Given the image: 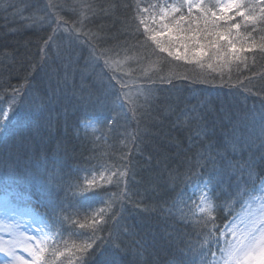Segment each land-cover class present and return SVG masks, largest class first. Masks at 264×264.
I'll list each match as a JSON object with an SVG mask.
<instances>
[{
  "label": "trees",
  "instance_id": "1",
  "mask_svg": "<svg viewBox=\"0 0 264 264\" xmlns=\"http://www.w3.org/2000/svg\"><path fill=\"white\" fill-rule=\"evenodd\" d=\"M137 3L149 9L142 14L148 18L151 6L160 0H0V110H9L13 86L27 79L31 87L17 111H27L29 101H36L42 111L39 119L14 130L6 142L0 135V197L44 218L53 237L45 253L48 264H79V246L94 226L111 215L109 207L119 212L122 203L120 222L109 220L98 235L118 234L114 242L125 251L105 245L89 264H173L190 247L215 251L216 259L209 253L207 260L218 264L219 246L205 239V214H197L188 199L197 184L194 173H201L200 184L208 175L206 169L195 166L197 158L201 153L219 152L239 167L250 153L255 158L264 152L257 139L264 111V23L245 25L241 17L219 21L217 32H224L231 23L241 27L226 33L225 40L211 37L217 45L204 48L203 56L198 47H190L188 62L154 52L155 45H135L127 26L136 15ZM245 3L256 7L257 16L264 7L262 0ZM203 4L221 15L217 2ZM182 11L187 16V10ZM151 22L146 21L159 30ZM69 32L86 36L98 49L113 50L114 66H122L114 70L130 94L152 90L151 119H132L131 113L119 108L105 111L107 119H96L97 106L87 98L103 95L98 78L82 79L80 65H72L66 56L60 59L65 49L75 47L66 38ZM52 35L57 39L45 49L44 42ZM229 39L236 49H243L236 53L245 58L243 63H225L232 55ZM42 49L52 62L46 70L32 71L41 60ZM221 74L231 77L233 85L242 81L251 91L222 86ZM205 76L209 83H193ZM169 79L171 83L162 82ZM90 120L96 121L94 128L86 126ZM125 157L135 165L131 182L120 175L125 171ZM259 174L264 176V170ZM226 179L231 182L235 176ZM85 192L91 208L85 207ZM126 193L131 200L125 198ZM167 208L172 211L165 212ZM212 215L218 226L214 240L230 214Z\"/></svg>",
  "mask_w": 264,
  "mask_h": 264
},
{
  "label": "snow or ice",
  "instance_id": "2",
  "mask_svg": "<svg viewBox=\"0 0 264 264\" xmlns=\"http://www.w3.org/2000/svg\"><path fill=\"white\" fill-rule=\"evenodd\" d=\"M264 2V0H262ZM153 8V20L159 16L158 29L150 28L147 21V16L142 15L149 11L148 8H140L136 5V15L131 24L127 27L131 32V39L135 41V45L141 48H150L155 45L153 51L158 50L160 53H167L168 56L174 57L176 60H185L191 62L189 57L191 49H199V55L203 56L206 53L204 48L217 45V40L210 39L217 36L220 40L227 39L226 33H230L232 29H240V23H231L224 32H217L215 29L219 28V21L223 20L226 23L234 21L236 17H241L245 25H255L258 21L264 23V7L260 8V15H256V7L251 4H246L245 0H227L226 4L219 9L221 15L217 16L215 11L203 4V0H182L179 4H155ZM187 9V16H185L182 9ZM197 11V15H193V10ZM234 12V15L229 13ZM179 13V16L176 14ZM167 21V22H165ZM143 25V32L141 26ZM187 25V26H185ZM167 36V39L163 37ZM142 37V39H141ZM67 40L74 48L65 49V53L61 55L60 59L64 60L65 56L72 65H80V72L82 79L89 77H97L98 82L104 89L103 95L98 96L93 100L91 95L87 98V102L93 103L97 106L98 115L97 120L107 119L103 113L107 110H115L119 108L121 111L132 114V119H151V113L154 110L150 105L153 104L152 90L139 91L132 95L125 90L123 77H118L114 70V62L112 59V49L101 50L97 45L88 39L86 36H81L73 32H69ZM57 37L52 35L44 42V48H50L56 41ZM201 40L208 41L202 44ZM231 45L229 52L232 54L230 59L225 63H243L244 57L237 55L238 51L243 49H236L232 40H227ZM135 45H129L134 47ZM181 49L184 50L181 53ZM217 54L219 48H217ZM261 51L264 52V45H261ZM211 58V57H210ZM83 62L82 65L80 62ZM52 61L48 59V52L41 50V60L37 62L32 71L46 70ZM199 63V61H196ZM65 70V78L68 76L67 63L62 65ZM204 65H201L203 67ZM207 67L212 68L211 64ZM75 70V69H74ZM236 70L239 71V63L236 64ZM52 74L56 73V69L52 68ZM182 79H189L182 77ZM215 80V77L211 78ZM222 86H238L243 87L245 91L250 92L251 89L246 87L242 81H237L236 85L232 84L231 77L225 78L223 74L220 76ZM162 82L171 83V80ZM209 83L208 77H203L193 81V83ZM31 85L25 79L21 85L13 86L12 96L9 102V110H0V135L6 142L12 135L13 131L19 128L26 127L29 123L39 119L42 111L36 101H29L25 106L27 111L18 112L17 107L22 99L25 91ZM262 110H264V103H262ZM137 113L139 115H137ZM11 117V118H10ZM260 128L257 139L260 140V147L264 148V111L261 113ZM254 143V141H252ZM143 139L140 144H143ZM246 143L248 141L246 140ZM211 148V146H209ZM139 151L143 149L138 147ZM219 158V159H218ZM124 164L125 171L120 175L127 176L131 182L135 177V165L127 157ZM220 161H225L223 153H215L211 151L201 153L197 158L196 167L204 168L208 172L206 178H203L204 195L200 197V211L205 213V219L202 225L207 235L206 242L212 240L215 245L219 246L221 264H264V176H260V170H264V152L259 157L253 158L249 154V158L240 163L239 167L231 161H225L223 165ZM211 166V167H209ZM191 171V169H189ZM197 178V187L201 182V173H194ZM235 176L234 181H229L226 177ZM259 178V185L256 184ZM7 182V177H6ZM132 195L136 193L129 188ZM127 200L131 197L125 194ZM88 193L83 194V201L86 208H91L92 204L88 203ZM101 202L102 199H101ZM205 205L207 207H205ZM236 205H239L240 210L236 211ZM149 209H145L148 211ZM111 212L110 216L104 219V223L93 227L91 235L79 246V251L82 253V259L79 264H89L90 259L95 253L102 251V247L107 245L114 247L121 252L115 240L119 239L117 234L113 237L112 233L107 236H99L100 232L105 231L104 225L109 220L119 223L124 212L123 203L120 206L119 212L112 211L111 206L108 209ZM165 212H171V208L164 209ZM227 212L229 219L224 224L223 228H219L220 236L214 238V230L218 228L213 213ZM234 213V215H232ZM104 216V212H101ZM4 222L0 221V229H3ZM12 230L15 239L10 242L9 246H5L0 242V253H3L9 260H5L3 264H48L45 259V252L48 250V241L43 235L44 229L37 227V235H31L20 231L21 224L17 223L8 226ZM17 246L23 247V250L29 254L30 260H25L19 257L15 251ZM211 253L213 259H216V252L211 249L205 250L189 248L188 253H183L182 258L176 259L173 264H209L207 257ZM55 255V253H53ZM199 258L197 261L196 258Z\"/></svg>",
  "mask_w": 264,
  "mask_h": 264
},
{
  "label": "rangeland",
  "instance_id": "3",
  "mask_svg": "<svg viewBox=\"0 0 264 264\" xmlns=\"http://www.w3.org/2000/svg\"><path fill=\"white\" fill-rule=\"evenodd\" d=\"M205 1L206 0H203V3H205ZM213 1H215V4L216 2L218 3V9L223 7L227 2V0H213ZM165 2L169 4H173V3L179 4L182 2V0H160L159 4H163ZM153 11L154 10L152 8V10L148 13V19H150V22L152 21L153 23L158 24L159 16H156L155 20H153V16H152ZM119 66H114V68L118 69ZM121 67L122 66H120V68ZM94 120L88 121L86 123V126L90 128L91 127L94 128L96 126L95 125L96 121ZM196 185L193 186L192 189L190 190L188 199L192 203V205L196 206L195 209L197 214H205L201 212L199 208L201 202L200 197L205 194L203 190V183L200 184L199 187H197ZM205 207L207 206L205 205ZM0 221L4 222L3 229H0V242H2L5 246H9L10 242L15 239L12 230H10L8 226L17 223L21 224V228L19 229L20 231L29 233L31 235H37L36 233L37 227L43 228L44 229L43 235L46 237L48 241L47 248L53 241L51 230L41 215H39L38 213L34 212L29 208L18 207L17 205L11 203L7 198H3V197H0ZM15 251L19 257H22L25 260H30L29 254L23 250V247L17 246L15 248ZM9 259L10 258L6 257L3 253H0V264H3L5 260H9ZM217 263L221 264V262L218 260Z\"/></svg>",
  "mask_w": 264,
  "mask_h": 264
}]
</instances>
